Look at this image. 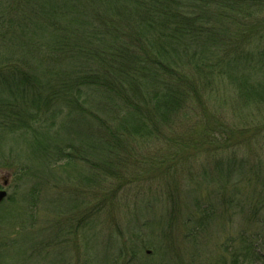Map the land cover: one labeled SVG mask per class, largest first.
<instances>
[{"label":"trees","instance_id":"obj_1","mask_svg":"<svg viewBox=\"0 0 264 264\" xmlns=\"http://www.w3.org/2000/svg\"><path fill=\"white\" fill-rule=\"evenodd\" d=\"M3 1L0 136L106 198L159 179L148 219L196 240L239 218L220 262L264 264V0Z\"/></svg>","mask_w":264,"mask_h":264},{"label":"rangeland","instance_id":"obj_2","mask_svg":"<svg viewBox=\"0 0 264 264\" xmlns=\"http://www.w3.org/2000/svg\"><path fill=\"white\" fill-rule=\"evenodd\" d=\"M25 140L17 133L0 136V188L8 192L0 203V264H226L221 253L230 263L221 244L234 234L239 218L224 223L225 229L217 219L196 240L187 239L191 226L183 217L166 227L148 219L149 206L158 209V217L166 207L159 179L125 185L116 199L106 198L111 188L89 185L81 175L84 165L63 167L65 161L32 157ZM181 183L193 188L186 177ZM92 203L97 210L90 216ZM181 212L186 215L184 207ZM138 231L153 241L136 249Z\"/></svg>","mask_w":264,"mask_h":264},{"label":"water","instance_id":"obj_3","mask_svg":"<svg viewBox=\"0 0 264 264\" xmlns=\"http://www.w3.org/2000/svg\"><path fill=\"white\" fill-rule=\"evenodd\" d=\"M7 184H8V182L5 181V182H4V185H7ZM7 196H8V192H7V190H6L5 188H0V203H1L5 198H7Z\"/></svg>","mask_w":264,"mask_h":264}]
</instances>
